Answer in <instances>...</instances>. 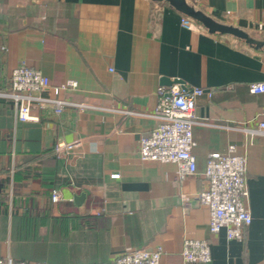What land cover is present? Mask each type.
I'll return each mask as SVG.
<instances>
[{"label":"crops","instance_id":"obj_1","mask_svg":"<svg viewBox=\"0 0 264 264\" xmlns=\"http://www.w3.org/2000/svg\"><path fill=\"white\" fill-rule=\"evenodd\" d=\"M187 1L264 41V0ZM183 18L152 0H0V257L114 264L145 248L161 251L160 264H192L182 256L190 238L209 243L208 264H264V135L245 131L264 121V93L250 92L264 82V47ZM21 65L53 87L77 86L32 93L38 120L20 122L8 95ZM177 80L207 92L196 101L197 173L184 178L175 164L139 156L140 139L160 121V90ZM55 99L66 102L60 113ZM75 142L74 152H55ZM230 146L248 159L252 223L242 240L212 234L197 200L209 156ZM14 224L30 235L14 240Z\"/></svg>","mask_w":264,"mask_h":264},{"label":"built area","instance_id":"obj_2","mask_svg":"<svg viewBox=\"0 0 264 264\" xmlns=\"http://www.w3.org/2000/svg\"><path fill=\"white\" fill-rule=\"evenodd\" d=\"M152 15L160 17L159 9L154 8ZM185 22L192 19L184 16ZM12 93L8 96L15 101L16 117L20 122L37 121L32 114V93L54 94L59 96L69 88H75L77 82L70 81L53 87L49 78L41 71L21 65L15 68L9 78ZM252 94L264 93V82L250 86ZM207 92L204 89H188L175 84L168 90H160L159 123L150 135L140 139L139 156L143 161H155L163 164H175L180 178L197 173V160L194 149L197 143L194 138L196 119V101ZM211 96L210 93H208ZM55 103L56 112L60 113L66 102L60 99ZM84 105H82L83 107ZM264 115V108L261 112ZM250 134L264 135V121L259 122L256 129L248 128ZM80 142L60 145L56 152L64 154L74 152ZM248 159L238 154L235 146H230L226 154H211L204 172V188L199 192L197 200L210 213V232L218 234L226 231L229 240H242L245 229L252 223V215L246 205L249 197L247 183ZM61 195L55 192L52 202L58 204ZM182 256L192 264H208L212 261L211 248L206 240L187 238L184 241ZM160 250L137 249L121 254L114 259V264H160ZM0 264H31L16 260L7 255L0 257Z\"/></svg>","mask_w":264,"mask_h":264},{"label":"water","instance_id":"obj_3","mask_svg":"<svg viewBox=\"0 0 264 264\" xmlns=\"http://www.w3.org/2000/svg\"><path fill=\"white\" fill-rule=\"evenodd\" d=\"M152 1L168 3L171 7H173L175 10H177L184 16L201 24L212 34L214 33L229 34L239 40L244 41L246 44L256 49H261L264 47V41H259L252 38L248 33H246L245 31L239 28L228 26L214 20L213 18L205 14L203 11L197 9L195 6L188 3L187 0H152ZM162 83L164 85H172L170 80H168V78H164ZM174 84H181L183 87H185L184 83L179 80L175 81ZM82 199H83L82 197L77 199L76 203H79L80 201H82Z\"/></svg>","mask_w":264,"mask_h":264},{"label":"trees","instance_id":"obj_4","mask_svg":"<svg viewBox=\"0 0 264 264\" xmlns=\"http://www.w3.org/2000/svg\"><path fill=\"white\" fill-rule=\"evenodd\" d=\"M55 152H56V150H55ZM13 216H16V215L13 214ZM21 229H23V230H21ZM21 229L17 228V225L14 224V228H13V238H14V240H18L20 238L22 232L25 231L27 233V235H28L30 233V230H31L29 227L28 228L27 227L26 228H21ZM29 237H31V236H29ZM27 262H29V261H27ZM29 263H31V264H44V263H40V262H29Z\"/></svg>","mask_w":264,"mask_h":264}]
</instances>
